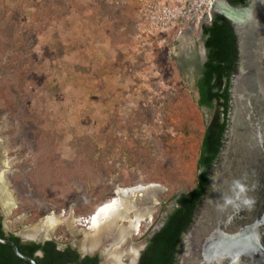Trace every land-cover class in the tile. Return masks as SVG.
Masks as SVG:
<instances>
[{
  "label": "rangeland",
  "instance_id": "obj_1",
  "mask_svg": "<svg viewBox=\"0 0 264 264\" xmlns=\"http://www.w3.org/2000/svg\"><path fill=\"white\" fill-rule=\"evenodd\" d=\"M133 22V8L97 0H0V142L4 180L15 204L3 217L6 230L21 236L51 213L65 218L71 212L85 220L116 187L154 183L162 190L152 219L142 221L121 245L119 263L127 264L134 256L137 260L145 236L174 207V190L167 184L176 179L165 167L171 161L165 143L175 137L181 118L200 128L211 115L197 108L194 76L181 61L191 52L202 53L200 29H187L175 41L170 34L166 42L138 51ZM175 103L181 108L173 110ZM40 129L55 135L54 147L47 150L58 165L76 166L86 153L90 166L87 175L71 182L74 198L59 211L30 183ZM121 138L135 142L140 152L123 153ZM94 198L91 210L75 212ZM88 232L82 222L63 223L53 228L51 240L58 247H76ZM102 247L110 252L113 246Z\"/></svg>",
  "mask_w": 264,
  "mask_h": 264
},
{
  "label": "water",
  "instance_id": "obj_2",
  "mask_svg": "<svg viewBox=\"0 0 264 264\" xmlns=\"http://www.w3.org/2000/svg\"><path fill=\"white\" fill-rule=\"evenodd\" d=\"M211 12L229 22L237 61L229 83L224 142L193 222L183 234L179 264H264V0L244 6L215 0ZM26 232L21 233L23 240H51V235L29 237ZM0 243L9 245L19 260L36 264L12 241ZM71 248L81 256L98 255L102 264H119L104 247L83 250L76 243Z\"/></svg>",
  "mask_w": 264,
  "mask_h": 264
},
{
  "label": "trees",
  "instance_id": "obj_3",
  "mask_svg": "<svg viewBox=\"0 0 264 264\" xmlns=\"http://www.w3.org/2000/svg\"><path fill=\"white\" fill-rule=\"evenodd\" d=\"M227 1L232 6H244L250 0ZM201 31L206 59L199 68L198 76L194 78V87L198 92L196 106L198 109L203 107L208 110L211 113L210 119L199 128L181 118L175 127V137L169 138L165 143L171 157V161L165 163V167L169 172L172 171L170 173L176 179H171L172 181L167 184L174 190V207L166 214L163 225L153 234L139 264L174 263L180 237L195 217L223 145L229 109V83L236 67L235 39L229 22L220 15L213 14L211 24L202 26ZM14 72L15 70H11L6 75H12ZM20 85L29 87L22 81ZM180 108L177 103L173 106V110ZM55 139V135L49 131L40 129L36 134L35 153L39 154L37 164L30 174L32 186L30 184L28 186L32 187V191H35L42 201L59 211L67 207L74 198L75 188L71 182L75 181V177H81L82 173L87 175L90 166L86 165V153L77 161L76 166L58 165L50 151L51 147H54ZM120 146L121 151L130 157L132 153L140 152L137 144L126 138H121ZM90 163L94 162L89 159V165ZM159 166L161 165L156 164L155 167ZM180 188L184 191L177 192ZM15 198L21 206L18 197ZM96 201L97 198H94L85 205L77 206L75 212L91 210ZM10 239L21 254L33 258L36 264H98L97 257L79 260L76 250L69 245L59 250L54 240L43 244L34 242L22 244L18 237L10 236ZM37 251H41V257L35 256ZM0 264L28 263L16 258L9 246L0 244Z\"/></svg>",
  "mask_w": 264,
  "mask_h": 264
},
{
  "label": "bare ground",
  "instance_id": "obj_4",
  "mask_svg": "<svg viewBox=\"0 0 264 264\" xmlns=\"http://www.w3.org/2000/svg\"><path fill=\"white\" fill-rule=\"evenodd\" d=\"M5 161V154L0 142V208L8 215L15 208V204L4 180V171L7 169ZM161 189L154 183L116 187L113 196L96 206L86 218V223L82 219H75L71 212L65 218L64 214L56 215L55 213H51L43 218L42 222L28 227L27 232L24 234L29 237L42 236L46 238L51 235L53 228L60 224L64 223L68 227H71L75 223L82 222L90 230V234L84 233L83 236L86 237L87 235V239L80 242L81 249H101L105 243L112 244L110 256L111 260L114 259L115 261L116 258L119 259L120 257L121 245L127 236L131 237L135 235L142 221L152 219L154 205H151V203L157 204L158 194ZM146 199L150 201L149 205L145 203ZM130 213H132L133 217H129ZM125 221H127V224H122ZM132 249L134 251V248ZM131 253L133 254V252ZM131 261L127 264H132Z\"/></svg>",
  "mask_w": 264,
  "mask_h": 264
},
{
  "label": "built area",
  "instance_id": "obj_5",
  "mask_svg": "<svg viewBox=\"0 0 264 264\" xmlns=\"http://www.w3.org/2000/svg\"><path fill=\"white\" fill-rule=\"evenodd\" d=\"M100 3L131 7L134 10L133 41L136 50L149 47L153 42L162 44L170 34L195 31L212 22L215 0H97Z\"/></svg>",
  "mask_w": 264,
  "mask_h": 264
},
{
  "label": "flooded vegetation",
  "instance_id": "obj_6",
  "mask_svg": "<svg viewBox=\"0 0 264 264\" xmlns=\"http://www.w3.org/2000/svg\"><path fill=\"white\" fill-rule=\"evenodd\" d=\"M199 36H200V38H201V40H202V53H200L199 51L198 52H191V53H189V54H187V55H184V57L182 58L183 60H181V61H183V62H186V64L190 67V71H191V73H192V75L194 76V78L195 77H197L198 76V74H199V68H200V66L202 65V63L205 61V59H206V51H205V47H204V39H203V36H202V31L200 30V34H199ZM236 46V45H235ZM186 59V60H185ZM236 61H237V51H236ZM236 68V67H235ZM235 71V70H234ZM231 79V78H230ZM198 93V92H197ZM203 108V107H202ZM226 125H227V120H226ZM225 134V133H224ZM223 142H224V140H223ZM175 200V199H174ZM171 210H169V211H167L166 213H165V216H166V214H168L169 212H170ZM165 216H164V218H163V220L158 224V227L157 228H153L146 236H145V241H144V245H143V247H142V249H141V251L139 252V256H138V258H137V260H136V264H139V260H140V258H141V256H142V254L146 251V249H147V247H148V245H149V243H150V241H151V239H152V237H153V234L157 231V230H159V228L163 225V222H164V219H165ZM3 217H4V214H2V211H1V209H0V239L1 240H10V241H12L11 239H10V236H13V237H18L19 239H20V243H22V244H25V243H30V242H34V243H38V242H35V241H30V240H23L19 235H17V234H15V233H13V232H11L10 230H6L7 228H5V225H4V222H3ZM194 219V218H193ZM192 222H193V220L191 221V223H190V225L188 226V228L191 226V224H192ZM187 228V229H188ZM186 229V230H187ZM185 230V231H186ZM184 234V233H183ZM183 234H182V236L180 237V240H179V244H178V248H177V250L175 251V259H174V263L173 264H179V256H180V254H181V252H182V248H183V243H182V239H183ZM51 241V240H50ZM13 242V241H12ZM47 242V241H46ZM14 243V242H13ZM45 243V242H44ZM1 244V243H0ZM40 244V243H39ZM2 245H6V244H2ZM7 246H9V245H7ZM56 246H57V244H56ZM10 247V246H9ZM66 247V246H65ZM64 247V248H65ZM71 247V246H70ZM57 248H58V246H57ZM10 249H11V247H10ZM11 251H12V249H11ZM37 252H40L41 253V251H37ZM36 252V253H37ZM78 254V253H77ZM41 255H42V253L40 254V256H37V257H41ZM15 256V255H14ZM35 256H36V254H35ZM16 257V256H15ZM85 257H91V258H93V257H97V259H98V264H100L99 263V257L98 256H96V255H84V256H81L80 254H78V259L79 260H81V259H83V258H85ZM17 258V257H16Z\"/></svg>",
  "mask_w": 264,
  "mask_h": 264
}]
</instances>
